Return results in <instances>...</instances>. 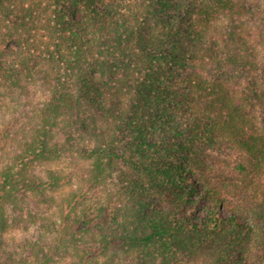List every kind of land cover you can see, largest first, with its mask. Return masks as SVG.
<instances>
[{"label": "trees", "instance_id": "16d2710c", "mask_svg": "<svg viewBox=\"0 0 264 264\" xmlns=\"http://www.w3.org/2000/svg\"><path fill=\"white\" fill-rule=\"evenodd\" d=\"M0 264H264V0H0Z\"/></svg>", "mask_w": 264, "mask_h": 264}]
</instances>
